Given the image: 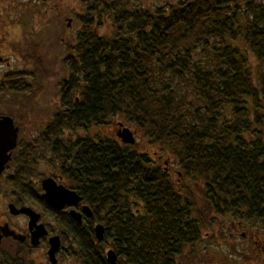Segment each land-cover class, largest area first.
Returning a JSON list of instances; mask_svg holds the SVG:
<instances>
[{"label":"trees","instance_id":"trees-1","mask_svg":"<svg viewBox=\"0 0 264 264\" xmlns=\"http://www.w3.org/2000/svg\"><path fill=\"white\" fill-rule=\"evenodd\" d=\"M103 3L83 0V36L75 54L61 59L68 74L60 82L62 105L50 129L55 123L70 130L103 126L116 117L115 131L119 123L133 134L142 131L171 155L181 177L210 182L229 202L247 204L242 200L251 196L255 203V197L261 205L255 208L263 212L264 1L241 6L239 0H184L154 12L130 7V0H114L113 9ZM108 10L114 34L98 36L96 26ZM26 61L40 72L3 74L0 93L44 82L46 56ZM97 154L91 158V151L84 166V183L92 195L98 188L99 197L90 203L106 211L101 223L116 230L118 264L167 257L168 242L183 234L178 226L207 225L201 213L205 195H196L197 222H189V204L158 166L161 155L153 160L106 136ZM73 156L77 161V150ZM71 181L76 185L77 178ZM83 242L85 264H106L88 234Z\"/></svg>","mask_w":264,"mask_h":264},{"label":"flooded vegetation","instance_id":"flooded-vegetation-1","mask_svg":"<svg viewBox=\"0 0 264 264\" xmlns=\"http://www.w3.org/2000/svg\"><path fill=\"white\" fill-rule=\"evenodd\" d=\"M74 1L77 9L74 8L69 15L60 14V8L56 7L59 5L57 0H23L15 5L11 0L0 2L4 10L9 11L12 16L17 13L12 18L13 22L23 30L22 36L27 42L33 38L27 34L23 24H27L36 16L35 14H39L40 18L45 17L40 21L42 22L38 29L40 33L35 31V27L29 25L27 27L31 35L38 34L35 36L37 40L34 44H21L20 51L13 50L7 55L0 44V67H12L11 60L17 56L33 58L50 56L51 51L57 46L61 47L59 49L61 58L73 56L76 51L75 45L83 36V26L79 22V17L85 14L83 0ZM103 1V4L108 6L107 9L110 6L111 9L115 8L112 3L114 0ZM37 5L41 10L37 9ZM21 6L27 9V15L32 14L30 20L20 17ZM103 15L108 16V19L104 20L103 17L101 23L110 21L113 24V11L108 10ZM3 24L0 23V29ZM4 40L7 41L6 38ZM29 64L21 66L16 71L35 73L40 69V66L34 64L28 66ZM0 116H10L14 125L18 127L16 146L0 175V189L5 186L4 194L0 196V264H85L84 256L88 254L83 242L85 234H88L91 240L90 246L101 254V260L108 264L106 252L112 250L118 264L119 255L113 247L116 243V230L114 227L106 228L101 223L106 211L104 209L95 211L90 203L91 199L96 200L99 197L98 188L92 189L94 191L92 195L90 188L87 189L84 183V166L91 162V151H93L91 158L98 159L100 126L87 128L83 126L70 130L65 127L59 128V124L55 123L54 129H50L54 118L58 117L54 113L50 115V120L42 118L40 126L30 134L28 140H25L21 136L22 125L17 123L15 115L4 113L0 109ZM115 132L113 139L128 146L116 137ZM90 142L94 146L86 147ZM22 143H27V146H22ZM78 146L81 147L77 149ZM76 150L79 157L74 162L73 154ZM16 161L18 163H15ZM158 161L163 171L168 174L177 195L189 204V210H184L189 222H197L199 211L193 209L196 195L199 194L200 197L202 194L205 195L207 207L204 212H200L206 215L207 225L178 226L177 233L183 234L174 235L172 241L168 242L167 257L144 258L138 264H264V216H260V213L264 215V211L260 212L255 208L258 205L261 207L255 197V203L252 202L251 196L242 200H246L247 204L241 205L233 200L229 202L230 199L216 195L217 189L210 182L186 178L188 183H183L181 173L168 166V159L158 156ZM43 162H47L49 167L56 168L54 172L37 174V166ZM71 169L76 170L77 177ZM74 178H77L76 185L71 181ZM46 179H52L57 185L75 192L80 198L78 203L64 206L59 210L53 208L43 198L41 184ZM17 185L21 188L16 189ZM187 191L190 192L189 196ZM84 207L91 211L90 217L86 215ZM129 210L131 213V206ZM72 212L78 219L72 216ZM223 218L228 220L225 221ZM98 224L104 228L101 241L97 240L94 233V227ZM180 237L187 238V241H178ZM160 248L164 249L162 244Z\"/></svg>","mask_w":264,"mask_h":264},{"label":"rangeland","instance_id":"rangeland-1","mask_svg":"<svg viewBox=\"0 0 264 264\" xmlns=\"http://www.w3.org/2000/svg\"><path fill=\"white\" fill-rule=\"evenodd\" d=\"M8 1V0H0V2ZM10 1V0H9ZM18 1L23 0H11L12 3L17 4ZM58 6L60 8V14L64 15L67 13V15L71 14V12L74 10V8L77 9V4L74 0H57ZM184 0H130V7H138L142 8L145 11L154 12L155 8L158 7H165L168 4H177L179 2H183ZM248 1H264V0H239V5L244 6ZM29 5V4H27ZM0 4V13L2 16H0V23H4L3 26L0 29V44L1 48H3V52H5V55L12 52L13 50L20 51L19 45H25L27 43L34 44V42L37 40L35 36L37 35H31L29 33V29L27 28L28 25L30 27H35V31L37 33H40L38 29L40 28V22L41 20H44L45 17L42 16L40 18L39 14H35L36 16L31 19L32 14L27 15V9L21 6L22 13H20L23 18H28L30 21L27 24H23L26 27V32L29 36L33 38L32 41L27 42L25 38L22 36L23 30L20 29L17 26V23L13 22V19L17 13L12 16L9 14V11L4 10V6ZM37 9H40V6L37 5ZM41 10V9H40ZM21 12V11H20ZM11 15V16H9ZM27 15V16H26ZM21 24V23H20ZM97 33L103 36H113L114 26L111 24L110 21L103 22L99 26H96ZM4 38L7 39L4 40ZM10 43V44H9ZM42 45V44H41ZM32 46V45H29ZM61 47L57 46L55 47L53 51H51L50 56L47 55V61L50 64L48 69H45V75L47 76L43 81V83H38L36 81L31 82L33 86H30V89H27L22 92H3L0 93V109L4 113L15 115V119L17 123L22 125V134L25 138V140L29 138L31 133H34V130L40 126L39 122L44 118L45 120H50V115L54 114L55 111L61 107V93H60V82L63 78L67 77L68 72L66 71V67L61 61L60 57V49ZM2 52V53H3ZM28 57H21L17 56V58H12V67H0V78H2L3 74L6 73H13L17 69H19L21 66H27ZM30 60V58H29ZM23 63V64H22ZM33 63L29 64L28 66L33 65ZM23 66V67H24ZM22 67V68H23ZM36 72H40L39 70ZM35 72V73H36ZM29 87V86H28ZM27 87V88H28ZM119 121L116 117H113L112 120L106 122L103 124V126H100V135L106 136L110 138H114V131L116 128V122ZM36 134V133H35ZM135 136L136 146L131 145L132 148L137 150L138 152H142L143 154L149 155L151 159L156 160L157 155L163 156L164 159L168 158L169 164L168 166L179 170L177 168V164L175 163V160L171 157V155L167 154L166 152H163L159 150V148L155 147L154 144H152L149 140V138L146 137V135L142 131L137 130V134ZM26 145L27 143H22V145ZM47 162H43L42 164H39L37 166V174H50L54 172L56 168H53L52 166L49 167L47 165ZM158 166L161 167V163H158ZM40 175V177H41ZM39 177V178H40ZM174 177H179L177 175H174ZM181 177V176H180ZM183 183H188L187 179L184 177H181ZM5 192V186L1 187L0 189V196L1 194H4ZM220 218V217H218ZM216 218V219H218ZM223 220H228L227 218H223ZM251 224V223H250Z\"/></svg>","mask_w":264,"mask_h":264},{"label":"water","instance_id":"water-1","mask_svg":"<svg viewBox=\"0 0 264 264\" xmlns=\"http://www.w3.org/2000/svg\"><path fill=\"white\" fill-rule=\"evenodd\" d=\"M118 125L120 128L115 132L116 137L124 144L133 145L135 139L132 131L128 127H122L121 123ZM17 136L18 127L14 125L13 119L10 116H0V175L4 170L5 164L11 159V151L16 146ZM41 187L45 201L57 210L64 206L76 205L80 199L75 192L57 185L52 179L44 180ZM84 211L88 217L91 216V211L88 207H84ZM72 216L78 219L74 212H72ZM94 233L97 240L101 241L104 235L103 226L96 225ZM106 260L108 264H116V255L112 250L106 252Z\"/></svg>","mask_w":264,"mask_h":264}]
</instances>
